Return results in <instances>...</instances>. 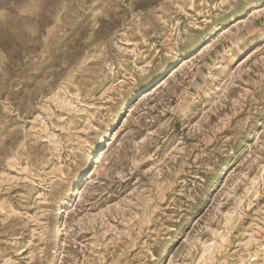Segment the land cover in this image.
I'll return each mask as SVG.
<instances>
[{
    "label": "rangeland",
    "instance_id": "rangeland-1",
    "mask_svg": "<svg viewBox=\"0 0 264 264\" xmlns=\"http://www.w3.org/2000/svg\"><path fill=\"white\" fill-rule=\"evenodd\" d=\"M0 264H264V0H0Z\"/></svg>",
    "mask_w": 264,
    "mask_h": 264
}]
</instances>
